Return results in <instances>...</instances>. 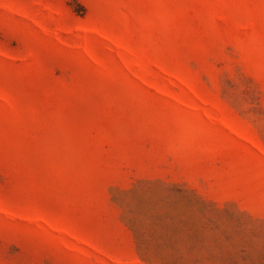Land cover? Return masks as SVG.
<instances>
[{
    "label": "rangeland",
    "instance_id": "1",
    "mask_svg": "<svg viewBox=\"0 0 264 264\" xmlns=\"http://www.w3.org/2000/svg\"><path fill=\"white\" fill-rule=\"evenodd\" d=\"M0 264H264V0H0Z\"/></svg>",
    "mask_w": 264,
    "mask_h": 264
}]
</instances>
